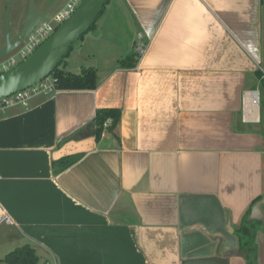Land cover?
Wrapping results in <instances>:
<instances>
[{
  "label": "crops",
  "instance_id": "0c3cea01",
  "mask_svg": "<svg viewBox=\"0 0 264 264\" xmlns=\"http://www.w3.org/2000/svg\"><path fill=\"white\" fill-rule=\"evenodd\" d=\"M116 7L65 63L95 68L96 90L0 113V206L14 222L0 225V260L30 245L40 264H264V220H250L261 200L243 220L264 197V0ZM140 33L146 53L120 68ZM100 109L122 117L97 142Z\"/></svg>",
  "mask_w": 264,
  "mask_h": 264
},
{
  "label": "water",
  "instance_id": "95a60500",
  "mask_svg": "<svg viewBox=\"0 0 264 264\" xmlns=\"http://www.w3.org/2000/svg\"><path fill=\"white\" fill-rule=\"evenodd\" d=\"M61 1L44 0L46 9L37 10L35 0H31L30 9L24 25L14 38H10L9 24L7 21L5 27V43L4 47L0 49V60L16 50L34 28L58 7ZM109 1L83 0L75 13L31 56L17 67L0 75V99L22 92L51 76L56 68L70 54L75 43L94 26ZM263 216L264 197L253 207L250 220L260 219L263 221Z\"/></svg>",
  "mask_w": 264,
  "mask_h": 264
},
{
  "label": "built area",
  "instance_id": "2783aa9c",
  "mask_svg": "<svg viewBox=\"0 0 264 264\" xmlns=\"http://www.w3.org/2000/svg\"><path fill=\"white\" fill-rule=\"evenodd\" d=\"M83 0H64L62 6H58L53 12L45 17L27 36L20 46L8 56L0 60V75L17 67L29 56H31L47 39H49L57 29L65 23L80 7ZM148 42L145 36L138 34L137 42L134 46V53L141 58L147 51ZM260 80L264 83V69L259 67ZM57 80L49 76L38 84L18 92L6 98L0 99V113L5 112L12 106H29V101L35 96H49L57 92ZM244 104L248 107L256 108L260 105V95L258 91H247L244 95ZM11 216L0 206V225H13Z\"/></svg>",
  "mask_w": 264,
  "mask_h": 264
},
{
  "label": "trees",
  "instance_id": "16d2710c",
  "mask_svg": "<svg viewBox=\"0 0 264 264\" xmlns=\"http://www.w3.org/2000/svg\"><path fill=\"white\" fill-rule=\"evenodd\" d=\"M102 15V14H101ZM96 29V23L89 30L94 31ZM88 32V33H89ZM86 34L81 38L84 39ZM74 47L71 49L73 51ZM70 52V53H71ZM70 55V54H69ZM69 55L67 57H69ZM56 68L52 73L57 82L56 87L58 91H94L99 86V77L97 70L95 68H83L79 73H72L65 70L66 59ZM140 60L134 54L127 56L126 58L119 61V67L122 69H133L137 66L138 61ZM260 78V73H258ZM122 112L120 109H100L97 111L95 119L93 121V126L95 128V138L97 142H100L103 136L108 133L116 136L117 128L121 122ZM81 158L80 155L68 157L54 163V167L57 172H62L65 169L69 168L75 164ZM257 199L249 211L245 214L243 220L246 222L249 220V215L251 209L256 202L261 200ZM241 247L245 246L243 242V235L239 234ZM40 264V257L36 253V250L30 245H24L18 247L8 253L4 259L0 260V264Z\"/></svg>",
  "mask_w": 264,
  "mask_h": 264
},
{
  "label": "rangeland",
  "instance_id": "374dc122",
  "mask_svg": "<svg viewBox=\"0 0 264 264\" xmlns=\"http://www.w3.org/2000/svg\"><path fill=\"white\" fill-rule=\"evenodd\" d=\"M64 0L60 3L62 6V3ZM42 5L40 6L39 1L35 0V6L37 10H43L45 8V2L44 0L41 2ZM31 0H0V46H2L5 43V27L6 22L8 21L9 24V35L10 38H13L15 34L18 33V31L21 30V28L24 25V22L27 18L29 9H30ZM116 0H110L109 3L106 5L104 12L102 15L98 18L96 21V29L100 25H104L106 23H110L112 20V14L116 9ZM95 29V30H96ZM94 30V31H95ZM94 31H90L86 35H92ZM81 39L77 41L74 45L73 51L70 53L68 59H74V57L78 56V50L81 48ZM82 59V58H81ZM71 68H74V64ZM261 81V80H260ZM262 102H264V93L262 94ZM264 108V103H263ZM262 108V111L264 112V109ZM6 229H8L6 226H0V237L4 235L6 232ZM3 247L0 244V259L2 258V252ZM6 264V263H2Z\"/></svg>",
  "mask_w": 264,
  "mask_h": 264
},
{
  "label": "flooded vegetation",
  "instance_id": "af4514ba",
  "mask_svg": "<svg viewBox=\"0 0 264 264\" xmlns=\"http://www.w3.org/2000/svg\"><path fill=\"white\" fill-rule=\"evenodd\" d=\"M62 1H63V0H62ZM62 1H61V2H62ZM50 4H51V3H50ZM50 4H49V5H50ZM49 5H48V6H49ZM59 5H60V4H59ZM59 5H58V6H59ZM45 9H46V8H45ZM18 33H19V31H18ZM18 33H17V34H18ZM17 34H15L14 37H16ZM14 37H13V38H14ZM3 47H4V44H3L2 46H0V49H2Z\"/></svg>",
  "mask_w": 264,
  "mask_h": 264
}]
</instances>
